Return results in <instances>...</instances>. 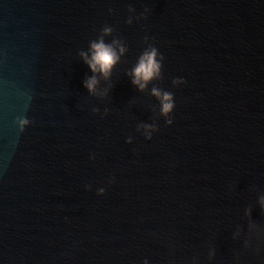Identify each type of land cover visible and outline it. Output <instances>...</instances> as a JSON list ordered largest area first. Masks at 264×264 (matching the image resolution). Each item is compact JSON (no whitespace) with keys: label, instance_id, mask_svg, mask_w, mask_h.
<instances>
[{"label":"water","instance_id":"95a60500","mask_svg":"<svg viewBox=\"0 0 264 264\" xmlns=\"http://www.w3.org/2000/svg\"><path fill=\"white\" fill-rule=\"evenodd\" d=\"M0 264H264V0H0Z\"/></svg>","mask_w":264,"mask_h":264},{"label":"clouds","instance_id":"9594fccd","mask_svg":"<svg viewBox=\"0 0 264 264\" xmlns=\"http://www.w3.org/2000/svg\"><path fill=\"white\" fill-rule=\"evenodd\" d=\"M92 47L95 51L92 60L89 62V66L93 71H96L97 66H99V70L106 75L110 70L112 64L116 60L115 53L111 50L110 47L105 46L103 43L93 44ZM155 55L156 53L154 50L151 53H146L145 56L141 59L138 67L135 69L136 79L133 81V83L140 84L141 88L144 87V84L140 83V81L143 80L147 82L155 74H157L159 70V64L154 59ZM94 83L95 80L90 79L86 86L91 89ZM156 94L159 95L158 92ZM164 100H169L168 94H165ZM171 107V103H164L163 111L168 112Z\"/></svg>","mask_w":264,"mask_h":264}]
</instances>
